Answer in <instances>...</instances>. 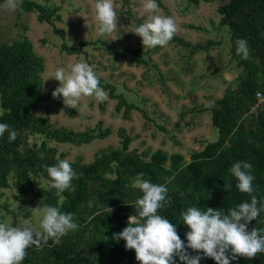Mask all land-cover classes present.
Instances as JSON below:
<instances>
[{
	"label": "rangeland",
	"instance_id": "rangeland-1",
	"mask_svg": "<svg viewBox=\"0 0 264 264\" xmlns=\"http://www.w3.org/2000/svg\"><path fill=\"white\" fill-rule=\"evenodd\" d=\"M29 1L47 8L57 6L59 20L49 25L36 20L35 10L17 14L16 11L0 7V43L25 37L31 43L33 52L42 59L40 93L48 94L50 98L37 102L31 111L38 119L37 125L43 127L49 123L53 128L65 127L89 133L108 128L109 133L88 143L72 144L55 142L43 134L24 129L20 133L21 150L31 149L40 157L53 156L56 160L67 159L73 164H89L111 151L120 150L116 132L118 128H123L130 141L122 155L136 156L148 163L156 175L154 178H145L156 184L166 183L168 196H179L180 192L169 182V161L155 165L150 161V155L157 150L166 156L179 154L184 164L196 170L197 160H211L217 154L216 146L208 144L222 139L220 148L229 146L228 136L224 139L220 130L212 124L209 107H206L209 102L218 106V103H233L240 98L241 115L237 121L244 126L248 135L254 133V138L263 139L256 113L263 112L264 103L253 111V96L255 88L264 87V10L256 13L257 31L252 39L246 40L250 58L245 60L236 53V40L231 37L229 27L219 23V7L228 0H158L159 13L175 19L177 32L167 45L153 48H144L142 38L132 32L147 18L141 14L140 0H127L126 3L115 0L118 27L110 37L98 32L94 19L95 0ZM3 3L0 0V5ZM52 27L61 28L63 37L53 33ZM63 42L68 47L79 48V52L67 54L60 50ZM81 61L92 66L101 85L112 86L113 92L121 94L125 104L130 103L141 111L127 109L125 104H121L114 113L116 99L110 96L102 103L94 97H82L77 108L66 106L62 96L53 98L51 93L59 81L48 78L49 74L59 67ZM251 82L256 85L252 86L254 89L249 88ZM46 107H49L47 114ZM224 127L222 124L221 128ZM254 175L259 181L253 184L254 195L261 201L264 192V155ZM28 177L30 189L21 193L14 171L5 175V184L0 186V222L11 226L31 223L39 228L42 205L58 207L65 200V194L71 192L66 190L57 196L54 189H48L50 178L40 172H28ZM133 177L135 175L128 172L125 165L108 159L91 177L83 180L85 199L72 213L79 226L93 215H100L99 220H90L85 230L101 252L100 255L96 253L97 259L93 264H102L103 261L106 264H140L135 258V250L126 249L123 239L117 241L113 238L114 233H119L127 226L128 216L132 214L127 209L129 203L124 199L114 204L110 199L98 201V191L103 190L100 182L115 180L113 185L129 187ZM222 182L195 190L192 199L198 202V206H190L201 210L219 208L227 214L229 209L239 203L250 201L247 193H243L242 199L233 195L231 190L224 191ZM113 198L119 199L116 195ZM94 200V212L88 216L84 206ZM186 205L182 211L189 206ZM107 206L112 209L111 213L107 211ZM175 222L180 238L187 243L188 228L182 223L180 213L175 215ZM248 225L250 228L264 227V212L257 221L253 220ZM66 236L69 242L81 239L76 231ZM111 245L118 247V256L109 254L107 257L108 246ZM27 251L28 255L22 264H55L48 243L40 248L33 246ZM193 254L197 253L193 251ZM253 261L240 257L231 264H253ZM200 262L216 264L207 257Z\"/></svg>",
	"mask_w": 264,
	"mask_h": 264
},
{
	"label": "trees",
	"instance_id": "trees-1",
	"mask_svg": "<svg viewBox=\"0 0 264 264\" xmlns=\"http://www.w3.org/2000/svg\"><path fill=\"white\" fill-rule=\"evenodd\" d=\"M42 1L47 2L49 0ZM126 2L127 0H122V3ZM157 3L159 4L158 0ZM29 10L37 12L36 20L39 22L44 21L52 25L54 20H59V15L56 13L58 10L57 6L47 8L45 5L29 0H24L22 10H17L16 12L17 14H21ZM261 10H264V0H228V2L219 7V13L221 14L219 23L229 27L231 37L234 40L237 41L240 38L249 40L256 34V13ZM52 32L58 34L61 38L63 37V30L61 28L52 27ZM59 49L67 54L79 52V48L68 47L64 42L61 43ZM42 70L43 63L41 57L33 52L31 43L25 37L9 43H0V107L2 109L0 123L8 124L10 128L15 129L18 133L16 140L11 142L9 141L7 131L3 136H0V186L5 184V175L13 170L16 175L15 180L19 184V192L21 193L30 189L31 184L28 172L35 174L40 172L48 176L43 166H52L58 161L52 158L53 156L46 155L40 157L31 149L21 150L19 146L22 130H32L43 134L45 138L55 142H68L72 144L88 143L94 138H103L109 133L108 128H102L95 133H89L74 131L65 127L53 128L49 123H45L43 127H39L37 125L38 119L33 116L31 111L35 108L37 102L50 98L48 94L43 95L40 93V73ZM100 86L104 90H107L108 96L116 99L113 110L115 113L121 104H125L124 98L121 94L114 93L112 86L107 84H100ZM252 86L256 85L251 82L249 88L254 89ZM263 88L257 87L255 88V92ZM253 100H255L254 96ZM241 104V99L237 98L233 103L224 101L218 103V106L215 105V107L209 108L212 124L220 130L224 139L228 136L230 144L229 146L220 148L219 144L223 142L222 139L208 144L207 146H216L217 154L211 160L205 158L197 160L196 170L188 164H184L179 154H169L166 156L164 152L158 150L151 153L150 161L155 165H159L165 160L169 161V170H171L169 172V182L180 192L179 196L174 194L168 196L171 203L166 204L164 208L159 210V214L168 218L170 222L176 223L175 215L182 212L185 204H187L186 206H198V202L193 200L192 196L195 190L202 186L212 187L220 183L222 184V181L228 180L232 183V188L230 189L232 194L237 198L243 199V193L236 188L237 180L229 171L231 166L237 161L250 163L252 165V175L254 176L252 184L259 182L254 172L260 167L262 155H264V110L263 112L258 111L256 113V117L261 124L260 135L263 137L261 140V138H254V133L248 135L244 126L237 121L241 115ZM256 107L253 111L256 110ZM125 108H134L141 111L130 103L125 104ZM45 112L46 114L49 112V107L45 108ZM220 120L222 121L219 122ZM222 124L225 125L224 128H221ZM116 133L119 138L120 150L111 151L109 154L89 164L71 163L73 169L79 174V178L72 181L75 191L66 193L65 200L58 206L62 211L74 212L77 205L84 201L86 188L83 180L86 177H91L108 159L118 161L121 166L125 165L127 171L132 172L135 176L143 172L145 177H155L156 171L149 168L148 163L139 160L136 156L122 155V152L127 150L130 137L125 133L123 128H118ZM114 183L115 180L100 182L99 185L103 186V190L98 191V201H102L103 198L106 200L110 199L111 203L114 204L124 199L129 203L127 205L128 212L135 214V201L142 193L132 186L123 187L122 184L113 185ZM106 186L111 187L108 188ZM114 195L119 199L113 198ZM262 195L261 201L264 202V192H262ZM111 198H113V201ZM88 204L89 202L85 204L84 209L85 213H88L87 215L90 216L94 212V207L89 208ZM188 207H185V210ZM99 216L98 214L93 215L90 220H99ZM90 220L84 225L79 226L78 230H76L78 235L81 236L79 241L76 239V241L69 242L67 241V236L62 237L61 242L58 244L52 240L48 241L49 250L52 251L55 264L94 263L95 259H97L96 253L98 252V255H100L101 252L96 248L85 231ZM248 229L250 231L252 228L248 225ZM189 252L194 255L191 249H189ZM109 254L115 257L118 256V247L115 245L108 246L107 257H109ZM108 259L110 260V258ZM102 264H106V262L103 261ZM176 264H183V262L179 258H176ZM253 264H264V253H258L254 258Z\"/></svg>",
	"mask_w": 264,
	"mask_h": 264
},
{
	"label": "clouds",
	"instance_id": "clouds-1",
	"mask_svg": "<svg viewBox=\"0 0 264 264\" xmlns=\"http://www.w3.org/2000/svg\"><path fill=\"white\" fill-rule=\"evenodd\" d=\"M23 2L4 0L0 7L14 12L22 10ZM140 5L141 14L147 18L132 32L142 38L144 48L167 45L177 32L175 19L159 13L157 0H140ZM94 10L99 34L110 37L118 27L115 0H95ZM236 53L242 59L250 58V48L245 39H237ZM48 78L59 81L51 93L52 97L62 96L68 107L77 108L82 97H94L101 103L108 99V92L100 86L98 75L87 62L59 67ZM206 107H215V103L209 102ZM6 131L9 141H15L17 131L6 123H0V136ZM43 167L50 178V191L54 189L57 196L66 190L75 191L72 181L78 179L79 174L69 160L60 159L52 166ZM229 171L237 180L236 188L247 193L250 201L239 203L227 214L219 208L201 210L196 206L188 207L180 213L182 223L188 228L187 243L180 238L176 223L159 214L160 209L171 203L167 184L153 183L145 178L143 172L138 173L131 181V186L142 193L135 201V214L128 216L127 226L114 233L113 238L117 241L123 239L126 249L135 250V258L140 264H176L177 257L183 264H200L204 257L213 259L216 264H231L240 257L254 259L258 253H264V227H253L249 231L248 224L260 218L264 202L254 195L250 163L237 161ZM231 188L232 183L225 180L223 190ZM88 207H93L92 201ZM107 211L111 213L112 209L107 206ZM40 213L39 228L31 223L11 226L0 222V264H22L29 248L43 247L49 240L58 244L62 237L79 228L75 214L62 211L57 206L43 204ZM189 249L197 254L192 255Z\"/></svg>",
	"mask_w": 264,
	"mask_h": 264
},
{
	"label": "built area",
	"instance_id": "built-area-1",
	"mask_svg": "<svg viewBox=\"0 0 264 264\" xmlns=\"http://www.w3.org/2000/svg\"><path fill=\"white\" fill-rule=\"evenodd\" d=\"M254 109L256 106L264 102V88L254 93Z\"/></svg>",
	"mask_w": 264,
	"mask_h": 264
}]
</instances>
